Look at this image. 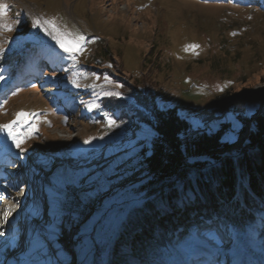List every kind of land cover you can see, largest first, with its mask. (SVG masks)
<instances>
[{"label":"rangeland","instance_id":"obj_1","mask_svg":"<svg viewBox=\"0 0 264 264\" xmlns=\"http://www.w3.org/2000/svg\"><path fill=\"white\" fill-rule=\"evenodd\" d=\"M202 1L210 0H0V5H7L0 9V68L11 58H16V64L37 58L41 72L33 76L27 71L21 78L12 70L0 74L1 97L12 88L22 89L0 99V125L12 124L20 141L15 149L12 136L0 130L4 142L0 158L11 155L8 160L12 161L5 168L7 185L16 194L27 183L36 191L33 199L39 201L35 206L19 200L17 208L10 202L5 217L11 218V210L26 211L53 235H37L36 223L31 221L28 245H34L41 258L50 253L48 264H91L94 244L99 249L98 264H112L125 212L122 203L109 200L149 175L137 155L153 141L152 131L132 117L130 123L109 126L102 104L105 98L138 106L135 96L147 113L148 106L159 111L176 109L189 126L180 135L183 148L225 126L224 138L234 143L231 152L235 158L241 156L254 119L264 115V11L250 4ZM37 18L54 21L60 33L83 36L75 52L63 51L43 28L34 26ZM48 90L63 94L62 103L52 104ZM52 110L59 116L54 117ZM21 112L24 117L18 116ZM249 150L250 159L257 162L256 148ZM217 166L201 170L202 177L214 185L222 176ZM15 174L19 175L16 180ZM68 198L85 207V217L77 221L76 213L65 211L57 227L50 218L56 210L51 208L56 204L58 210L65 209ZM195 200L196 209H207L200 196ZM175 210L173 228L192 222L185 220L179 208ZM169 213H164L167 218ZM20 217L26 223L27 215ZM252 217L260 222L264 211L258 209ZM210 223H196L185 238L178 232L172 255L149 250L138 260L135 254L148 230L140 225L144 236L139 239L133 234L118 253L125 264H229L239 253L249 259L242 247L255 237L252 229L257 226L219 233ZM64 228L79 238L75 252L66 246ZM259 236L248 247L256 252L257 262L264 257V250L255 249L264 248V232ZM12 237L2 236L0 247ZM209 250L215 261H199L200 252ZM11 251V258L15 257L13 249L3 250L1 260Z\"/></svg>","mask_w":264,"mask_h":264},{"label":"trees","instance_id":"obj_2","mask_svg":"<svg viewBox=\"0 0 264 264\" xmlns=\"http://www.w3.org/2000/svg\"><path fill=\"white\" fill-rule=\"evenodd\" d=\"M256 1L252 2L254 8L264 11V0ZM38 62L35 58L29 59L27 68L35 71ZM10 66L9 61L2 69L10 70ZM134 98L138 106L116 104L106 98L102 103L117 126L134 119L149 127L154 135L148 148L139 150L137 155L149 175L139 184L109 200L122 203L121 210L125 212L118 241L113 248V264L127 263L118 250L129 245V237L133 234L136 233L139 239L144 236L139 232L141 226L148 230L135 254L138 260L142 252L149 250L172 255V241L177 233L180 238L187 237L192 232L191 227L200 221L220 223L234 231L251 225L254 221L252 214L258 209L264 211V115L254 119L246 146L241 156L235 158L231 152L234 143L224 138L227 132L225 126L198 136L192 144L183 148L180 135L188 131L189 126L178 116L176 109L159 111L154 106H148L147 113L146 106L139 103L137 97ZM52 114L57 117L55 113ZM249 148H256L259 155L257 162L250 159ZM215 163L222 169L217 185L211 179H204L201 174L202 169ZM190 173H193V178H190ZM197 195L208 206L207 209L194 207ZM126 197L130 199L124 200ZM57 208L55 204L51 210H56V213L51 212L50 215L57 227H60L62 217L66 216L65 211L76 213L77 221H81L86 214L85 207L74 198H68L65 209ZM175 208L184 213L186 221L191 219L192 222L173 228L172 217L177 215ZM165 211L172 212L173 216L167 218ZM66 225L71 229L69 223Z\"/></svg>","mask_w":264,"mask_h":264},{"label":"bare ground","instance_id":"obj_3","mask_svg":"<svg viewBox=\"0 0 264 264\" xmlns=\"http://www.w3.org/2000/svg\"><path fill=\"white\" fill-rule=\"evenodd\" d=\"M47 64L48 63L46 62L45 65H47ZM45 93L50 97V102L52 104H54L55 106H57L58 104H61L62 103L61 101H62L64 95L61 94L60 92H53L51 90H48ZM255 151L257 152V150H255ZM252 153H254V152H252ZM258 156H257V160H258ZM217 167L219 168V166H217ZM18 176H19L18 174H15V180L18 178ZM25 185H27V183ZM28 187H31V186H28ZM12 188H13L12 186L5 185L1 190L6 195V199L9 202L12 203V206H15V208H17V205L19 203L18 201L19 200H22L20 202V204H21L23 202V198L21 196V190H20V192L19 191H16V194L18 192L20 194V196H18V195H16V194H14V193L11 192ZM3 208L4 207H1L0 208V223H1L0 224V233H3V235H0V239H1L2 236H8V234H10V236H14L15 237L14 239H15L16 242H13V240H12L13 237H12L11 240H8L2 247H0V254H2V251L3 250L5 251V250H11V249H13L15 251V254L17 253L16 256L11 258V256L13 255V252L11 251V254L7 258V259H10V261H12L14 258L18 259V256L17 255L20 254V253H22L20 251H22L21 250V247L24 244H23V240L20 239L19 236H20V234L22 235L24 233V231H25L24 229L26 227V223L22 219H20L21 218L20 216H22V214L16 213L17 211H12V210L11 211L9 210L10 211L9 213H10V217L11 218H9L7 220V217H5V214L8 212V210L7 209L4 210ZM260 220H261L260 222H257L254 219V221L251 224V226H253V227L254 226H257V230L256 229H252V232L255 233V237H253V238L250 239V241H249L250 243L249 244H244L243 247H242V250L245 251V252H247V255L246 256L252 257V260H251L252 263L251 264H254V263H258L259 264V262L261 261V259L258 262H257V260L254 261L253 258H255L256 252H249V250H248V247L250 245H252V243H254L256 240L260 239L259 234H261L262 231L264 232V219H260ZM118 224H120V223H118ZM118 224L116 225V227H119ZM6 229H11V231L5 232V231H7ZM93 233H94V231L91 232V236L93 235ZM89 235L90 234H88L87 236L90 237ZM71 238L73 239V237H71ZM8 239H10V237ZM64 239H66V238H64ZM34 248H35L34 245H30L28 247V250L25 252L24 256L33 254L37 258H40L39 256L36 255V251L38 249L35 248L36 249L35 250ZM2 256H3V254H2ZM2 256L0 257V260H1V258H3ZM4 257H5V255H4ZM238 258H240V259L238 260ZM258 258H261V257H258ZM7 259L5 258L3 260L4 261H7ZM90 259L93 260V262L95 264H98V261H99V249H98V247H97L96 244H94V246H93V248L91 250ZM262 259H264V257H262ZM247 261H248V259L246 260V257H242L240 253L237 256L232 257V259H231V262H235V264H249V262L247 263ZM25 262H26V260L23 263H25ZM93 262L91 261V264H93ZM262 263H263V261H262Z\"/></svg>","mask_w":264,"mask_h":264},{"label":"snow or ice","instance_id":"obj_4","mask_svg":"<svg viewBox=\"0 0 264 264\" xmlns=\"http://www.w3.org/2000/svg\"><path fill=\"white\" fill-rule=\"evenodd\" d=\"M7 5H0V9L6 8ZM34 26L43 28L44 31L52 37L53 40L56 41V44L59 45V47L65 51L74 53L75 50L78 47L79 41L83 39V36H80L79 34H76L73 36L71 33H60L58 29H56L55 22L52 20H40L35 19L34 20ZM51 26L53 31L49 32L48 27ZM6 28H8L9 31H11V28L8 27V25H5ZM191 47H198L197 45H193ZM108 95H113L112 93H108ZM115 95H119V93H115ZM18 116L24 117L25 114L23 112L19 113ZM15 123V121L13 122ZM116 122L109 118V126H115ZM0 130L7 131L10 136H12L13 141L16 143V147H20V141L16 138L15 134L12 132V124H6V125H0ZM89 141L86 140L85 143H88ZM0 235H3V233H0Z\"/></svg>","mask_w":264,"mask_h":264},{"label":"water","instance_id":"obj_5","mask_svg":"<svg viewBox=\"0 0 264 264\" xmlns=\"http://www.w3.org/2000/svg\"><path fill=\"white\" fill-rule=\"evenodd\" d=\"M215 164H218V163H215Z\"/></svg>","mask_w":264,"mask_h":264}]
</instances>
